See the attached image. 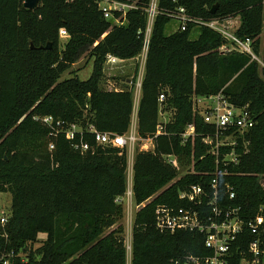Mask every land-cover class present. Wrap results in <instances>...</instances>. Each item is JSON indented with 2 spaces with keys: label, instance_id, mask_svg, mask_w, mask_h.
Masks as SVG:
<instances>
[{
  "label": "trees",
  "instance_id": "1",
  "mask_svg": "<svg viewBox=\"0 0 264 264\" xmlns=\"http://www.w3.org/2000/svg\"><path fill=\"white\" fill-rule=\"evenodd\" d=\"M129 1L138 9L117 25L103 16L96 0H39L34 9L24 8L23 0H0V192L11 195L10 214L0 223V255L12 251L15 261L25 257L33 264H126L124 229L116 224L122 216L119 198L126 192V149L97 143L88 128L123 134L130 124L137 69L117 90L100 85L108 54L129 60L141 50L149 0ZM179 7L191 20L185 30L167 34ZM157 9L136 115L138 136L152 138L153 148L136 151L132 164L138 208L130 264H184L187 256L210 254L203 233L155 226L158 205L189 206L180 191L199 184L210 192L214 160L201 138L214 127L198 113L195 96L221 92L254 115V126L243 136L246 150L237 147L239 161L226 166L218 189L224 197L232 186L235 198L227 203L264 223V0H158ZM230 16L240 17L234 33L251 39L263 65L228 49V40L203 24ZM61 28L68 34L62 48ZM48 43L51 48H45ZM83 56L92 59L90 75L80 79L71 72L61 79ZM160 93L170 119L155 136ZM47 116L52 124L43 121ZM55 121L63 128L76 124L80 131L69 140ZM188 123L194 135L183 142ZM80 142L88 148H75ZM163 155L175 156L190 170L179 174ZM39 233L46 237L39 240ZM243 236L238 248L244 249L253 235ZM234 256L236 264L238 253Z\"/></svg>",
  "mask_w": 264,
  "mask_h": 264
},
{
  "label": "built area",
  "instance_id": "2",
  "mask_svg": "<svg viewBox=\"0 0 264 264\" xmlns=\"http://www.w3.org/2000/svg\"><path fill=\"white\" fill-rule=\"evenodd\" d=\"M69 1V0H67ZM98 8L102 11L106 19L113 20L115 24L120 25L126 22V14L129 10L138 9L136 1L129 0H96ZM158 0H149L144 8L146 13V26L144 29L143 43L140 52L134 57L139 61V67L136 72V78L139 70L144 73V64L148 51L149 39L152 25L157 15ZM175 19L178 21L180 30H185L186 24L191 19L187 16L183 7L177 8ZM224 20V19H223ZM223 20H211L203 22L204 25L216 30L228 40V49H235L239 52L249 54L260 64L261 60L253 53L251 39L239 38L234 32L228 31ZM59 36H68L64 29H59ZM223 46L222 48H224ZM106 60L111 62L128 61L108 54ZM263 65V64H262ZM137 83V94L140 90L141 77ZM117 90L118 88H112ZM164 94L160 93L158 101V117H163ZM193 103L198 113L206 124L214 127L211 134L201 138L203 144L208 146L207 153L213 156L214 170L210 180V192L206 191L201 185L193 184L179 192L180 199L189 203L187 207L174 208L168 205H158L155 208V226L161 231L191 230L204 234V246L210 254L205 256H187L184 264H234L235 252L238 253L236 264H264V223L263 218L256 215L253 218L242 216L240 206L230 205L227 201L235 198V192L232 186L227 185V194L220 196L218 184L219 176L226 173V166L236 164L239 161L240 153L236 150L240 145L242 150H246L247 141L243 136L255 124V118L247 105L238 106L232 103L227 96L219 92L217 94L193 97ZM134 110V107H133ZM169 117L164 120H158L155 136L164 132V125L169 121ZM47 124H52L53 118L47 116L43 118ZM56 129L63 132L69 140L75 139V133L80 131L76 124H70L66 128L59 121H55ZM88 131L93 133L94 139L99 144L116 146L119 148L128 147L134 152L135 145L140 142V149L150 151L153 148L152 138H140L137 133V116L133 111L127 131L123 134H112L109 132L97 131L89 126ZM58 132V131H55ZM194 135V125L188 123L181 134L182 141ZM241 140V142H240ZM150 144L152 146H150ZM52 148V144L49 146ZM75 148L86 150L87 143H75ZM164 160L178 167V162L173 155H163ZM224 167L223 171L220 167ZM190 167L185 172L190 170ZM184 172V173H185ZM183 174V173H180ZM264 188V180L260 181ZM130 188L132 184L130 183ZM130 194V195H129ZM128 195H132L131 189ZM121 198V197H120ZM119 198V199H120ZM138 206L136 205V209ZM9 213L0 214V223L7 220ZM248 231L253 238L248 242L246 248H238L244 241V232ZM237 245V248L233 246ZM14 252L2 253L0 255V264H33L28 262L25 257L15 261Z\"/></svg>",
  "mask_w": 264,
  "mask_h": 264
},
{
  "label": "rangeland",
  "instance_id": "3",
  "mask_svg": "<svg viewBox=\"0 0 264 264\" xmlns=\"http://www.w3.org/2000/svg\"><path fill=\"white\" fill-rule=\"evenodd\" d=\"M112 20V19H111ZM225 23V26L228 28V31L230 32H235L236 29L239 27L240 24V17L239 16H230L227 17L223 20ZM112 23L114 24V21L112 20ZM178 27V21L176 19H172L165 28V32L167 34L174 32ZM193 37H196L197 32L192 33ZM67 39V36H59V42H60V47H63V44L65 43ZM136 67V68H135ZM139 67V61L134 60V59H129L128 61H122V62H111L108 60H105L103 63V77L100 81V85L102 88L105 89H112V88H120L123 86L124 79L128 83V79L132 78L134 75V72L136 69ZM92 70V59H88L87 56L81 57L76 63L72 64V66L62 74L61 79L70 77L71 72H76L77 76L80 79H86ZM137 72V70H136ZM143 71L139 70L137 78H135V85L133 88V104L137 100V90L138 88L137 83L142 75ZM136 75V73H135ZM264 77V76H263ZM170 118V111H167L164 113L163 117H158V120H164L166 118ZM140 142H138L135 145L134 148V155L135 152L140 149ZM150 146H152L150 144ZM126 149V148H125ZM127 153V168H126V192L125 194L119 199V202L122 206V216L121 218L117 221L116 224H122L123 226V236L126 239V264H130V257H131V242L128 241L129 239V232L132 227L133 223V218L134 214L136 211V204L133 200L132 195H128V191L132 188H130V182H129V162L131 158V152H133L129 147L126 149ZM189 166H185L184 168H181L178 166L179 169V174L184 173L186 169H188ZM10 203H11V195L9 192H0V214H6L10 212ZM115 224V225H116ZM46 237L45 233H39L38 234V239L43 240ZM38 243H34L33 247H37Z\"/></svg>",
  "mask_w": 264,
  "mask_h": 264
},
{
  "label": "crops",
  "instance_id": "4",
  "mask_svg": "<svg viewBox=\"0 0 264 264\" xmlns=\"http://www.w3.org/2000/svg\"><path fill=\"white\" fill-rule=\"evenodd\" d=\"M143 77V75H142ZM142 77H141V81H142ZM139 97H140V90L137 94V100L134 102L133 104V107H134V110H133V117H134V114L137 115V108H138V101H139ZM127 152V151H126ZM134 152H131V158H130V162H129V182L132 184V164H133V161H134ZM126 156H127V153H126ZM128 159V158H127ZM128 162V160H127ZM131 231H132V227H131V230L129 232V239L128 241L131 242ZM125 238V237H124ZM125 240V243H126V239ZM126 246V244H125Z\"/></svg>",
  "mask_w": 264,
  "mask_h": 264
},
{
  "label": "water",
  "instance_id": "5",
  "mask_svg": "<svg viewBox=\"0 0 264 264\" xmlns=\"http://www.w3.org/2000/svg\"><path fill=\"white\" fill-rule=\"evenodd\" d=\"M39 0H23V7L27 8V9H34L38 6ZM218 4L216 3L215 5H213L210 9L211 13H214L216 8H217ZM43 47V46H40ZM45 48H51V44L48 43L47 45H45ZM129 82V79L127 80Z\"/></svg>",
  "mask_w": 264,
  "mask_h": 264
},
{
  "label": "bare ground",
  "instance_id": "6",
  "mask_svg": "<svg viewBox=\"0 0 264 264\" xmlns=\"http://www.w3.org/2000/svg\"><path fill=\"white\" fill-rule=\"evenodd\" d=\"M130 195V194H129Z\"/></svg>",
  "mask_w": 264,
  "mask_h": 264
}]
</instances>
